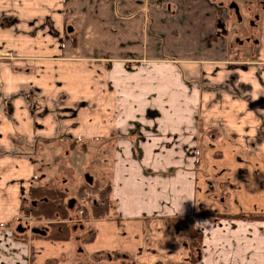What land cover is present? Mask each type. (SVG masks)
<instances>
[{"label": "crops", "instance_id": "crops-1", "mask_svg": "<svg viewBox=\"0 0 264 264\" xmlns=\"http://www.w3.org/2000/svg\"><path fill=\"white\" fill-rule=\"evenodd\" d=\"M220 2L0 0L17 54L0 62V264H195L184 217L197 264H264V0H238L257 12L234 43ZM81 130L113 152L110 218L68 242L17 237L30 188L51 187L38 144Z\"/></svg>", "mask_w": 264, "mask_h": 264}, {"label": "rangeland", "instance_id": "rangeland-1", "mask_svg": "<svg viewBox=\"0 0 264 264\" xmlns=\"http://www.w3.org/2000/svg\"><path fill=\"white\" fill-rule=\"evenodd\" d=\"M221 1H226L225 8L229 10L228 1ZM231 12L233 11L229 10V13ZM0 25H2L1 27H7L11 24L0 23ZM234 26L235 29H237L235 30L236 35H238V33L240 32V27L247 28L245 22L236 23L235 18L231 19L228 22V31L226 38H228V40L229 38H231L230 40L232 43L235 42V39L231 35ZM256 34L258 33H255V35ZM3 41L4 40H0V62L2 60L3 62L13 65V62L17 59V54H15L14 50L12 51L10 49L11 46L8 45L6 47L5 42ZM249 47L250 44H247L244 47L245 49H243V53H245L246 49ZM245 54L242 55L243 59L245 57ZM97 123L100 124V130L107 129V125H104L103 123H101V121ZM81 131L84 133L83 137L77 136L70 139L61 138V140L66 141L68 146L61 144V142L38 144L41 145V147L45 149V151H39L42 154L36 158V168L41 167L43 170L42 173H44L47 178L42 180V183L44 185L46 183H49L51 187H58V190L67 193V204H69L71 200L77 201V204L74 206V210H71L69 214L70 219L66 221V223L69 225V228H82V230L85 229L87 232L88 228L91 229L92 227V220H89L91 218L88 217L92 215V210L90 209L99 204V192L107 189L111 191L110 178L108 173V171L110 170V166H108V161L112 160L113 152L107 150V145L105 147L102 146V142H105V140L107 139H92L90 137L93 135L90 134V130ZM213 131L214 130L209 131L212 132L210 137L212 140L217 141L219 134L217 132L213 133ZM122 140V137L116 138L114 143L116 141ZM68 148L72 151L70 152V154L67 152ZM62 153H66L68 154V156L66 157ZM88 175H90L93 180L92 184L87 180ZM65 180L68 181L69 184L68 182L65 183ZM39 185L42 186L41 183ZM51 187L49 186L47 188L56 189ZM81 212L83 213L81 214ZM87 213H89V215H87ZM21 218L24 220V223H22L23 227H28L27 232L35 236H38V234L33 233L32 229H39L43 231L45 230L47 232L49 231V235L51 231H53L52 225L60 222L59 219L56 221L36 220L34 217H26L25 215H22ZM15 225L19 224L16 223ZM23 236H25L24 233H21V236L17 235V237L21 239L23 238ZM86 236L87 238H89L90 233H88V235Z\"/></svg>", "mask_w": 264, "mask_h": 264}, {"label": "trees", "instance_id": "trees-1", "mask_svg": "<svg viewBox=\"0 0 264 264\" xmlns=\"http://www.w3.org/2000/svg\"><path fill=\"white\" fill-rule=\"evenodd\" d=\"M99 198V204L90 209L92 210V215L88 217L95 220L110 218L112 211L110 191L107 189L99 192ZM66 200L67 193L61 190L35 185L30 188L22 204L19 219H22V215L34 217L36 220L56 221L59 219L60 222L52 225L53 231L47 235V239L56 242H68L73 236V229L69 228V225L66 223L70 219L69 214L71 212ZM170 222L186 241L187 247L195 256L194 262L197 264L199 258L197 250L201 248L202 234L194 228L193 219L191 217L176 218ZM93 239V236H91L84 242L87 243ZM115 258L125 259L126 257L116 255Z\"/></svg>", "mask_w": 264, "mask_h": 264}, {"label": "flooded vegetation", "instance_id": "flooded-vegetation-1", "mask_svg": "<svg viewBox=\"0 0 264 264\" xmlns=\"http://www.w3.org/2000/svg\"><path fill=\"white\" fill-rule=\"evenodd\" d=\"M216 1L220 2L221 0H216ZM227 1H228V4H229V10L233 11L231 13H229V10H227L225 8V2L226 1H221L220 2L221 4L217 5L218 11L220 12L221 20H223V19L225 20V23H223V25H225V33H226L225 35L226 36H227V31H228V29H227L228 22L231 19L235 18L236 23L237 22H245V25L247 27L248 26L247 19H249V18L250 19L255 18L256 16L254 14V11L257 10V8H253V7L250 6V7L245 8L244 11L241 12V8H240V5L238 3V0H227ZM251 1L252 0H246V3H248V4L250 3L251 4ZM255 12H257V11H255ZM253 25H255V24H253ZM233 29H234V31L237 30V29H235V26L233 27ZM239 30L242 33H244V34L245 33H248L245 30V27H240ZM251 38H253V36H250L249 41H247V44H250V47L252 46V44L254 45V43L251 41ZM249 48H247L245 52H248L251 55L252 53L249 51ZM253 53H255V52L253 51ZM253 55H255V54H252L251 59H253ZM245 57L247 59H249V57H247V56H245ZM22 223H24V220L23 219H18L19 227H18L17 231L20 232V233L27 232L28 231L27 230L28 227H23V224ZM32 231H33V229H32ZM48 232H47V235H48Z\"/></svg>", "mask_w": 264, "mask_h": 264}, {"label": "water", "instance_id": "water-1", "mask_svg": "<svg viewBox=\"0 0 264 264\" xmlns=\"http://www.w3.org/2000/svg\"><path fill=\"white\" fill-rule=\"evenodd\" d=\"M71 31H72V29H71ZM87 180H88L89 183L92 184L93 180H92V178L90 177V175L87 176ZM75 202H76L75 200H71V201L69 202V207H70L71 210L74 208ZM32 232L35 233V234H39V235H43V236H47V231H45V230L43 231V230H39V229H33Z\"/></svg>", "mask_w": 264, "mask_h": 264}, {"label": "built area", "instance_id": "built-area-1", "mask_svg": "<svg viewBox=\"0 0 264 264\" xmlns=\"http://www.w3.org/2000/svg\"><path fill=\"white\" fill-rule=\"evenodd\" d=\"M83 212H81V214H82Z\"/></svg>", "mask_w": 264, "mask_h": 264}]
</instances>
